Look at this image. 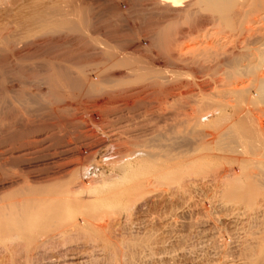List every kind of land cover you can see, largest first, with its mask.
I'll return each mask as SVG.
<instances>
[{
    "label": "rangeland",
    "instance_id": "obj_1",
    "mask_svg": "<svg viewBox=\"0 0 264 264\" xmlns=\"http://www.w3.org/2000/svg\"><path fill=\"white\" fill-rule=\"evenodd\" d=\"M156 1L0 0V264H264V255L256 254L264 237V142L246 138L239 129L253 131L243 123L249 109L255 129L264 132V113L259 117L261 107L246 106L229 94L236 84L251 85L253 76H230L235 69L230 47L227 56L220 55L222 67L210 56L198 57L199 62L191 54L181 57L180 48L201 43L216 21L194 8V0H184L190 14L168 22ZM249 1L239 2L246 3L241 14L252 10ZM260 12L250 21L261 18ZM64 18L73 22L64 24ZM70 27L80 29L76 33ZM252 28L256 31L241 39L234 33L231 48H257L262 31ZM99 41L120 54L131 53V61L113 67L108 59V64ZM245 53L246 61L256 58ZM149 61L157 64L156 71ZM82 73L107 87L89 93L76 84ZM178 85L189 87L182 90L188 94L173 100ZM212 100L224 105L221 117L207 110ZM184 110L193 119L182 115ZM207 114L208 120H198ZM199 131L216 142L198 146ZM87 180L99 183V201L65 193ZM103 183L112 185L111 191ZM24 204L29 211L72 215L66 222L42 223L35 239L28 240L6 226L16 224L18 205ZM87 224L97 228L88 230ZM255 256L262 260L254 261Z\"/></svg>",
    "mask_w": 264,
    "mask_h": 264
},
{
    "label": "bare ground",
    "instance_id": "obj_2",
    "mask_svg": "<svg viewBox=\"0 0 264 264\" xmlns=\"http://www.w3.org/2000/svg\"><path fill=\"white\" fill-rule=\"evenodd\" d=\"M156 1V0H155ZM188 1V3H189V0H187ZM247 1V0H246ZM22 2V1H21ZM157 2V1H156ZM239 2H241V0H194V4L193 5H195L194 6V8H196L197 6L198 7H200V8H202V10L204 11V13L205 12H207L208 14H210L212 17H210V15H207V16H209L210 17V20H211V18H213V22H214V19H215V21H216V24H214L215 26H214V28H212L213 30H212V33H206L207 34V36H203V39L204 40H202V42L201 43H196V44H194V45H192V46H186L185 48L183 47H181L180 49L182 50V53H179V55L181 56V57H184V56H186V55H190L191 54V56L193 55V57L195 58V59H197L198 57H203L202 59H204L205 57H206V59L208 60V59H211L212 57L213 58H215V59H213L214 60V64H216L215 66H218V67H222V65L224 64V61H221V59H220V55H223V56H227V52H229L228 50L230 49L231 50V54H229L230 55V60H229V62H230V64H232V66L234 67L235 66V69L232 71V72H230V76L232 77V78H234V77H239V76H253V80H252V83H250L251 85H249V83H246V85H244V84H241V83H243V82H241L240 84H236V86H235V88L234 89H231L232 91H229L230 93V96H231V94H232V96H239L238 97V99H240L241 100V102L243 101V102H245V103H243V104H246V103H248V104H246V106L247 105H249V104H251V105H254V107L255 106H259V107H261V108H259V111H258V115H259V117H260V114L259 113H264V73H263V75H261V68L263 69L264 68V4H263V2H264V0H252V3H251V7H252V10H250V11H243L242 13L243 14H241V11H240V5H241V3L239 4ZM249 2H251V0L249 1ZM128 3V2H127ZM184 3H186V1H184V0H159V2L158 3H156V5H155V7L157 8V10L159 9V11L161 12V13H163L164 14V19H169V20H167L168 22L170 21V19L172 20V18L176 15H179V14H181L180 16H182L183 14L182 13H185V14H190V12L187 10V7H189V8H192V7H190V6H188V4H186L187 5V7H185V5H184ZM191 3V2H190ZM193 3V2H192ZM244 3V2H243ZM192 5V6H193ZM115 6V5H114ZM153 6V5H152ZM151 6V7H152ZM242 6V9L244 8H246L245 6H246V3H245V6L242 4L241 5ZM35 7V6H34ZM129 7V6H128ZM247 7H249V5H247ZM41 8V7H40ZM115 8H118L119 9V11H120V7H119V5L117 6L116 5V7ZM154 8V7H153ZM194 8L192 9V10H194ZM200 8H196V9H200ZM250 8V7H249ZM248 8V9H249ZM63 9V8H62ZM202 10H198V11H202ZM60 11V10H59ZM63 11V10H62ZM61 11V12H62ZM154 11H156V10H154ZM202 11V12H203ZM260 11H262V13L260 12ZM88 12V11H87ZM259 12L261 13L260 15L262 16H259V17H261V18H259L258 20H252V21H250V19H249V17L251 16V14L252 13H254V15L253 16H255V14L257 15V13L259 14ZM115 13V12H114ZM51 14V13H50ZM68 14L69 13H67L66 15H65V17L67 16L68 17ZM160 15V14H159ZM77 16V15H76ZM79 16H80V14L78 15V19H79ZM161 16V15H160ZM163 16V15H162ZM258 16V15H257ZM43 17V16H42ZM71 17V16H70ZM81 17V16H80ZM82 18V17H81ZM240 19V21H239V23H237V21H235V19ZM255 18V17H254ZM41 19H43V18H41ZM64 19H66V18H64ZM63 19V20H64ZM71 19V18H70ZM236 19V20H237ZM74 20V19H73ZM174 20H175V17H174ZM65 21V23L64 24H67V23H71V22H73L72 20H64ZM63 21V22H64ZM89 21V20H88ZM166 21V22H167ZM177 21V20H176ZM78 22H80L81 23V21L79 20ZM171 22V21H170ZM172 22H174V21H172ZM184 22V21H183ZM24 23V22H23ZM76 23V22H75ZM215 23V22H214ZM77 24V23H76ZM172 24V23H171ZM212 24V23H211ZM75 25V24H74ZM80 25H82L83 26V24L81 23ZM79 25V26H80ZM180 25V24H179ZM213 25V24H212ZM253 25L255 26L256 25V27L260 30V31H262V35L260 34V38H261V41H258V42H261L260 43V45L257 47V48H255V49H253V50H251V49H249L247 46H245V47H240V49H238V45L237 46H234V48L232 49L231 47H232V45H231V39H233L234 37H235V34L234 33H237L238 32V34L239 35H237L235 38H239V39H241V37L240 36H245V34L246 33H254L255 31H256V29H254V28H252L253 27ZM67 25H65V27H66ZM78 26V25H77ZM81 26V27H82ZM25 27V26H24ZM57 27V26H56ZM63 27V26H62ZM43 28H44V26H43ZM74 28V27H73ZM185 28V27H184ZM48 29V28H47ZM62 29V28H61ZM69 29V31H71V32H78L77 30L78 29H80V28H74V29H72V27H70V28H68ZM68 29H67V31H68ZM77 29V30H76ZM211 29V28H210ZM254 29V30H253ZM40 30V29H39ZM66 30V29H65ZM83 30V29H82ZM96 30V29H95ZM225 30H227V32L225 31ZM258 30V31H259ZM160 31V30H159ZM224 31L226 32V33H224ZM228 31H230V33L231 32H233L232 34H234V36L231 34V37H228V35H227V37L226 36H224V34L226 35V34H230V33H228ZM87 32H88V30H87ZM98 32H100L99 30H98ZM102 32V31H101ZM100 32V33H101ZM206 32V31H205ZM43 33V32H42ZM66 33V32H65ZM69 33V32H68ZM75 33V34H76ZM94 33V32H93ZM99 33V34H100ZM166 33V32H165ZM196 33V32H195ZM258 33H260V32H258ZM73 34V33H72ZM96 34V33H95ZM205 34V33H204ZM248 34H246V35H248ZM8 35V34H7ZM170 35V34H169ZM190 35V34H189ZM104 35H102L101 37H103ZM160 36V35H159ZM192 36V35H191ZM230 36V35H229ZM250 36V35H249ZM186 37V36H185ZM254 37V36H253ZM252 37V38H253ZM161 38V37H160ZM159 38V39H160ZM200 38V37H199ZM234 38V39H235ZM259 38V39H260ZM32 39V38H31ZM36 39V38H35ZM98 39L100 40V37L98 36V38H97V41H98ZM104 39V38H103ZM106 39H108V38H106ZM162 39H165L164 37L162 38ZM184 39V38H183ZM191 39V38H190ZM198 39V38H197ZM18 40V39H17ZM79 40V39H78ZM145 40V39H144ZM168 40V39H167ZM172 40V39H171ZM170 40V41H171ZM188 40V39H187ZM7 41V40H6ZM21 41H22V39H21ZM106 41V40H105ZM197 41V40H196ZM235 41V40H234ZM66 42V41H65ZM100 42V44L101 43H103V41L101 42V41H99ZM178 42V41H177ZM186 42V41H185ZM235 42H237V41H235ZM96 43V42H95ZM161 43V42H160ZM175 43V42H174ZM182 43V42H181ZM191 43V42H190ZM238 43V42H237ZM110 44V43H109ZM139 44V43H138ZM156 44V43H155ZM230 44V45H229ZM234 44V43H233ZM256 44H258V43H256ZM105 43H103V46H104V48L103 49H105L104 51H106L104 54H106V55H108L109 57H107L106 55H105V57H107V60L109 61L108 62V64L109 63H111L112 64V66L114 65H116L115 67H118L119 65H121V64H125L126 62H129V61H131L130 59H127V58H129L128 56L131 54H129V55H126V54H124L123 55V53L122 54H120V52L118 53L115 49H113V48H111V47H109L110 45H106V48H105ZM161 45V44H160ZM175 45V44H174ZM180 45V44H179ZM245 45V44H244ZM97 46H100V45H97ZM112 46H113V44H112ZM155 46V45H154ZM180 47V46H179ZM229 48L228 50H226V48ZM13 48V47H12ZM32 48V47H31ZM97 48V47H96ZM102 49L100 48V51H101ZM116 52H115V51ZM121 50V49H120ZM129 50H131V49H129ZM152 50V49H151ZM168 50H169V48H168ZM186 50V51H185ZM233 50V51H232ZM243 50H245L247 53H245V57H253V56H255L256 58L253 60V61H250V60H244V56H242V55H244V54H241L242 53V51ZM13 51V50H12ZM123 51V50H122ZM138 51V50H137ZM170 51V50H169ZM10 52V51H9ZM22 52V51H21ZM132 52V51H131ZM148 52V51H147ZM150 52V51H149ZM168 52V51H167ZM181 52V51H180ZM183 52H185V53H183ZM125 53V52H124ZM135 53H136V51H135ZM140 53V52H139ZM174 53H175V51H174ZM230 53V52H229ZM102 54V53H101ZM171 54V53H170ZM137 55V54H136ZM143 55V54H142ZM156 55V54H155ZM169 55V54H168ZM172 55H173V53H172ZM242 57H241V56ZM104 56V55H103ZM127 56V57H126ZM133 56H134V54H133ZM137 56H139V55H137ZM197 56V57H196ZM211 57V58H208V57ZM136 57V56H135ZM147 57V56H146ZM159 57V56H158ZM169 57V56H168ZM130 58H133L132 59V61L133 60H135L136 58H134V57H130ZM140 58V57H139ZM143 58H145V57H143ZM143 58H141V59H143ZM177 59H178V57H176ZM190 58V57H189ZM201 58H198L199 60H195V61H197V62H199L200 60H201ZM243 58V59H242ZM171 59V58H170ZM181 59V58H180ZM191 59V58H190ZM189 59V60H190ZM49 60V59H48ZM65 60V59H64ZM69 60V61H68ZM68 60L66 59V61L67 62H70V60L72 61V59H69L68 58ZM137 60H138V57H137ZM183 61H184V59H182ZM182 60H181V62H182ZM205 60V59H204ZM203 60V61H204ZM252 60V59H251ZM65 61V62H66ZM192 61V60H191ZM194 61V60H193ZM244 61H246V62H248L246 65H242L243 63H244ZM42 62V61H41ZM66 62V64H68ZM150 62V61H149ZM148 62V63H149ZM196 62V63H197ZM5 63V62H4ZM17 63V62H16ZM22 63V62H21ZM96 63V62H95ZM97 63H98V61H97ZM105 63V62H104ZM151 63V62H150ZM153 63V64H152ZM151 64H150V67L153 69L154 67L156 68V66H157V64L155 63V66H154V61L152 62ZM175 63V62H174ZM185 63H187V62H185ZM195 63V64H196ZM51 64V63H50ZM60 64H63V62L62 63H60ZM65 64V63H64ZM63 64V65H64ZM65 64V65H66ZM71 64H75V63H71L70 62V65ZM129 64V63H128ZM127 64V65H128ZM188 64V63H187ZM194 64V65H195ZM200 64V63H199ZM202 65H203V63H201ZM72 65V66H73ZM79 65V64H78ZM98 65V64H97ZM106 65V64H105ZM174 65V64H173ZM179 65V64H178ZM181 65V64H180ZM201 65V66H202ZM69 66V65H68ZM77 66V65H76ZM81 66V65H80ZM103 66V65H102ZM108 66V65H107ZM113 66V67H114ZM148 66H149V64H148ZM192 66V65H191ZM214 66V67H215ZM52 67H53V65H52ZM64 67V66H63ZM70 67V66H69ZM104 67V66H103ZM112 67V68H113ZM148 68L147 69V71H149L151 68ZM183 67V66H182ZM236 67H238V68H236ZM64 68H66V67H64ZM68 68V67H67ZM66 68V69H67ZM106 68V67H105ZM109 68H110V66H109ZM178 68V67H177ZM188 68V67H187ZM197 68H198V66H197ZM201 68V67H200ZM69 69V68H68ZM82 69V68H81ZM222 69V68H221ZM129 70H131V69H129ZM134 70V69H133ZM154 70V69H153ZM159 70V69H158ZM203 70V69H202ZM52 71V70H51ZM104 71L107 73V71H106V69H104ZM154 71H156V70H154ZM263 71V70H262ZM83 72V71H82ZM101 72V71H100ZM104 72V73H105ZM117 72V71H116ZM137 71H135L134 73H136ZM163 72V71H162ZM177 72V71H176ZM261 72V73H260ZM99 73V72H98ZM109 73V72H108ZM110 73H111V71H110ZM131 73V72H130ZM132 73H133V71H132ZM133 73V74H134ZM218 73V72H217ZM132 74V75H133ZM138 74V73H137ZM151 74H152V70H151ZM155 74H157V73H155ZM178 74V73H177ZM206 74V73H205ZM103 75V74H102ZM135 75V74H134ZM78 76H79V78L77 77V83L76 84H78L80 87H82L83 89L85 88L86 90H88V92L90 93H92V92H97L98 90H99V88L100 87H103L104 85H106V84H104V82L102 81V82H100L101 81V79L100 80H97V82H95V81H93V80H89V79H87L84 75H83V73H82V75H79L78 74ZM123 76V75H122ZM130 76V75H129ZM171 76V75H170ZM173 76V75H172ZM217 76V75H216ZM111 77V76H110ZM109 77V78H110ZM114 78H116L115 77V75L113 76ZM118 77V76H117ZM134 77V76H133ZM140 77V76H139ZM139 77H137V78H139ZM147 77V76H146ZM149 77V76H148ZM162 77V76H161ZM166 77V76H165ZM125 78V77H124ZM128 78V77H127ZM127 78H125V79H127ZM136 78V79H137ZM163 78H164V76H163ZM162 78V79H163ZM176 78V77H175ZM192 78H193V76H192ZM97 79H98V77H97ZM110 79H112V77L110 78ZM110 79H107V80H110ZM135 79V78H134ZM141 79V78H140ZM161 79V82L163 81V82H167V77H166V80L164 81V80H162ZM169 79H171V77L169 78ZM178 79V78H177ZM50 80V79H49ZM95 80V79H94ZM104 80H105V78H104ZM144 80V79H143ZM154 80V79H153ZM155 80H157V79H155ZM154 80V81H155ZM158 80H159V78H158ZM179 80V79H178ZM76 81V80H75ZM119 81V80H118ZM171 81H173L172 83H174V80L172 79ZM180 81V80H179ZM108 82V81H107ZM111 82H112V80H111ZM155 82H157V81H155ZM155 82H153V83H155ZM160 82V81H159ZM158 82V83H159ZM166 82H165V87L168 85H166ZM175 82H177V80L175 81ZM183 82V81H182ZM194 82V81H193ZM239 82V81H238ZM119 83V82H118ZM178 83V82H177ZM180 83V82H179ZM178 83V84H179ZM188 83V82H187ZM157 84V83H156ZM164 84V83H163ZM176 84V83H175ZM183 84V83H182ZM248 84V85H247ZM109 85V84H108ZM158 85H161V83H159ZM170 85H171V82H170ZM173 86H175L174 84H172ZM177 85V84H176ZM185 85V84H184ZM188 85V84H187ZM181 86V85H180ZM195 86V85H194ZM106 87H107V85H106ZM105 87V88H106ZM178 87H179V85H178ZM177 87V88H178ZM183 87H185V86H182V88ZM202 87V86H201ZM229 87V86H228ZM44 88V87H43ZM176 88V89H177ZM186 88H189V87H186ZM186 88H184V89H186ZM194 88V87H193ZM101 89V88H100ZM157 89V88H156ZM168 89V88H167ZM170 89L172 90V89H174V88H171L170 87ZM175 89V90H176ZM184 89H182V90H184ZM106 90V89H105ZM182 90H180V87H179V90L177 89V91L175 92V93H172L171 94V98L173 99V100H175V99H183V96H185V95H187L188 93H185L184 91H182ZM166 91V90H165ZM192 91V90H191ZM94 92V93H95ZM106 92V91H105ZM108 92V91H107ZM164 92V91H163ZM215 92V91H214ZM38 93V92H37ZM99 93V92H98ZM100 93H101V91H100ZM168 93H169V91H168ZM111 94V93H110ZM159 94V93H158ZM220 94V93H219ZM170 95V94H169ZM191 95V94H190ZM189 95V97H191ZM226 95V94H225ZM195 96V95H194ZM231 96V97H232ZM168 98H169V96H167ZM185 97H187V96H185ZM204 97V96H203ZM205 97H206V95H205ZM211 97V96H210ZM110 98V97H109ZM207 98V97H206ZM216 98H217V96H216ZM148 99V98H147ZM170 99V98H169ZM171 99V100H172ZM218 99V98H217ZM97 100V99H96ZM129 100V99H128ZM213 101V100H212ZM215 101V100H214ZM213 101V102H214ZM175 102H177V101H175ZM201 102V101H200ZM203 102H205L204 100H203ZM206 102H207V100H206ZM216 102V103H215ZM214 102V104L213 105H211V106H209V108H207V110H211L212 109V111H213V113L214 114H216V116H218V117H221L222 116V111H223V109H222V107H224V105L222 106V104H217V101H215ZM241 102H239V103H241ZM207 104H208V102H207ZM206 104V105H207ZM211 104V103H210ZM242 104V103H241ZM205 105V104H204ZM209 105V104H208ZM207 105V106H208ZM188 107V106H187ZM211 107V108H210ZM252 107V106H251ZM234 108V107H233ZM182 109V108H181ZM240 109V108H239ZM258 109V108H257ZM256 109V110H257ZM193 110V109H192ZM243 110H245V109H243ZM247 110V109H246ZM245 110V111H246ZM255 110V111H256ZM185 111V112H184ZM183 112H184V114H182V115H186L187 117H190L191 115H190V112H188V110L186 111V110H184ZM193 112V111H192ZM191 112V114H193ZM196 112H197V110H196ZM201 112V111H200ZM207 112V111H206ZM240 112V114H241V110L239 111ZM242 112H244V111H242ZM141 114V113H140ZM197 114H199V112L197 113ZM209 114V113H208ZM208 114H207V117H205L206 115H203L202 117L201 116H199L200 117V119H198L200 122H201V119L202 120H205V119H207L208 120ZM244 114V113H243ZM242 114V115H243ZM8 115V114H7ZM176 115H178V113H176ZM200 115H201V113H200ZM210 115V114H209ZM211 115H212V113H211ZM253 116V115H252ZM251 116V112L249 111V109L246 111V113L243 115V117H244V119L243 118H241V119H243V121L245 120V122H243L244 123V125L245 126H248V128L249 129H251V127H252V129H253V131H251V133H247L246 131H242L241 130V128L239 127L241 124H239V129H240V131L242 132V135H244V136H246V138L247 137H252L254 140H256L257 142H259L260 144L262 143V145H263V142H264V132H263V130H262V128L259 126L258 128H259V130H256L255 129V124H254V120H252V119H254V117H252ZM262 116V115H261ZM120 117V116H119ZM194 117V116H193ZM197 117V116H196ZM198 117V118H199ZM212 117H213V115H212ZM180 118V117H179ZM191 118V117H190ZM226 118V117H225ZM240 118V117H239ZM238 118V119H239ZM191 119H193V118H191ZM221 119V118H220ZM248 119H249V121H248ZM184 120H186V119H184ZM251 120V121H250ZM248 121V122H247ZM181 122V121H180ZM190 122V121H189ZM241 122V121H240ZM215 123V122H214ZM242 123V122H241ZM242 123V124H243ZM236 124V123H235ZM190 126V125H189ZM203 126V125H202ZM215 126V125H214ZM243 126V125H242ZM262 126V125H261ZM177 127V126H176ZM216 127V126H215ZM233 127V126H232ZM230 128V127H229ZM192 129V128H191ZM239 129L237 130L238 132H240L239 131ZM181 130V129H180ZM232 130V129H231ZM234 132H235V130H234ZM43 133V132H42ZM237 133V132H236ZM236 133H234V134H236ZM244 133V134H243ZM191 135V134H190ZM225 135V134H224ZM229 135V134H228ZM228 135H226V136H224V138H228L227 136ZM233 135V134H232ZM184 136V135H183ZM192 136V135H191ZM197 136H198V146H200V147H209V146H206V145H211L212 143H214V142H216L215 141V138L213 137V135H210V134H207V133H205L204 131H199V134H198V132H197ZM237 136H239V135H237ZM187 138V137H186ZM208 138V140H206ZM219 138H221V135H220V137ZM232 138L233 137H231V136H229V139H231V141L232 142H234L235 140H232ZM236 139V138H235ZM195 140V139H194ZM197 140V139H196ZM206 140V141H205ZM237 140V139H236ZM177 141V140H176ZM238 141V140H237ZM255 142V141H254ZM20 145V144H19ZM94 146V145H93ZM195 149V148H194ZM198 149V148H197ZM208 149V148H207ZM200 150V149H199ZM187 153V152H186ZM3 160V159H2ZM117 166V165H116ZM157 168V167H156ZM60 169V168H59ZM125 169V168H124ZM123 169V170H124ZM130 171V170H129ZM135 171H137V170H135ZM133 169H132V171H130V173L132 172L133 173V175L134 174H136V173H134L135 172ZM123 172V171H122ZM36 173V172H35ZM125 173V172H124ZM127 173V172H126ZM22 174V173H21ZM126 175H128V174H126ZM125 175V176H126ZM17 176V175H16ZM132 176V175H131ZM135 176V175H134ZM136 176H138V174H136ZM144 176V175H143ZM123 178H125V177H123ZM127 178V177H126ZM136 178H138V177H136ZM141 178V177H140ZM129 179H131V178H129ZM134 179V178H133ZM119 180V179H118ZM88 182H89V180H87ZM240 181V180H239ZM239 181H237L236 182V185L237 186H239V184L241 183V182H239ZM248 181V180H247ZM84 182V183H80V185L79 186H75V189H70V187H69V191L67 190V188H66V194H67V192H70L69 194H71V195H73V197H75L76 195H78L77 197H79V195L81 194H86V197L84 198V200L85 199H96V197H98V195L96 196L95 194H97L98 193V191L100 190V192H101V189H100V187H99V183L97 182H94V180L93 181H91V182ZM250 182H251V180H250ZM129 183V182H128ZM237 183H239V184H237ZM248 183V182H247ZM251 183H253V182H251ZM76 184V183H75ZM92 184V185H91ZM104 184V187L105 188H107V187H110V186H112V185H109V184H107V183H103ZM228 184V183H227ZM256 184V183H255ZM262 184V183H261ZM96 185H98V187L96 186ZM132 185V184H131ZM136 185H138L137 183H136ZM235 185V190H237L238 188H240V187H237ZM243 184L241 183V186H242ZM245 185H246V183H245ZM73 186V185H72ZM71 186V187H72ZM248 186V185H247ZM251 186V185H250ZM262 186V185H261ZM134 187V186H133ZM102 188H103V186H102ZM111 188L112 187H110V191H111ZM243 188V187H242ZM246 189H247V187H245ZM250 188V187H249ZM248 188V189H249ZM259 188V187H258ZM261 188V187H260ZM130 189V188H129ZM140 189V188H139ZM234 189V188H233ZM241 189V188H240ZM253 189V188H252ZM116 190V189H115ZM126 190V189H125ZM232 190V189H231ZM234 190V191H235ZM258 190V189H257ZM136 191H138V190H136ZM140 191V190H139ZM238 191V190H237ZM241 191V190H240ZM244 191H246V190H244ZM263 191V190H262ZM226 192H229V191H227L226 190ZM232 192V191H231ZM231 192H230V194H231ZM253 192H256V190L255 191H253ZM234 193H236V194H238L237 192H234ZM241 193H243V192H241ZM246 192H244V194H245ZM101 194V193H100ZM104 194V193H103ZM233 194V193H232ZM231 194V195H232ZM248 194V193H247ZM261 194V193H260ZM30 195V194H29ZM94 195H95V197H94ZM241 195V194H240ZM243 195V194H242ZM251 195V194H250ZM250 195H248V196H250ZM255 195V194H254ZM263 195H264V193H263ZM66 196V195H65ZM100 196V195H99ZM123 196V195H122ZM125 196V195H124ZM234 197H233V199L235 198V195H233ZM245 196V195H244ZM247 196V195H246ZM245 196V197H246ZM252 196H253V193H252ZM252 196H251V198H252ZM256 196V195H255ZM68 197V196H67ZM84 197V196H83ZM127 197V196H126ZM129 197V196H128ZM229 197V196H228ZM238 197H240L239 195H238ZM238 197H237V200H238ZM80 198H81V196H80ZM119 198V197H118ZM226 198V197H225ZM262 198V197H261ZM76 199V198H75ZM98 199V198H97ZM96 199V201H99V200H97ZM222 199H223V197H222ZM254 199V198H253ZM109 200V199H108ZM134 200V199H133ZM247 200V199H246ZM246 200H245V202H246ZM56 201V200H55ZM83 201V200H82ZM130 201V200H129ZM250 201H251V199H250ZM254 201V200H253ZM67 202V201H66ZM65 202V203H66ZM85 202V201H84ZM242 202V201H241ZM257 202V201H256ZM28 203V202H27ZM68 203V202H67ZM82 203V202H81ZM93 203V202H92ZM100 203V202H99ZM132 203V202H131ZM246 203H248V202H246ZM252 203V202H251ZM83 204V203H82ZM85 204V203H84ZM228 203H226V205H227ZM241 204V203H240ZM248 204H250V203H248ZM25 205V204H24ZM24 205H18V210L16 211V216H17V221H16V224L14 225V224H11L10 222H8V224H6V226L8 227V228H12V229H14L15 231H17V233H22V235H25V238H27L28 240H34L35 238V236H34V234L37 232V231H39L40 230V225L42 224V223H44V222H46L47 224H52V223H60V222H62V221H65V220H68L70 217H71V215L70 214H66V212L64 213V212H59V213H55V214H53V215H51L50 213H46V212H43L42 210H31V211H29L30 209L28 208L29 206H24ZM28 205V204H27ZM128 205V204H127ZM237 207V206H236ZM248 207V206H247ZM252 207V206H251ZM263 207V206H262ZM33 208V207H32ZM94 208V207H93ZM257 208V207H256ZM11 210V209H10ZM239 210V209H238ZM29 211V212H28ZM33 211V212H32ZM58 211V210H57ZM56 211V212H57ZM62 211V210H61ZM230 211V210H229ZM25 212H27V213H25ZM86 212V211H85ZM90 212V211H89ZM258 212H260V211H257L256 213H258ZM263 212V211H262ZM262 212H260V214L262 213ZM18 213H19V215H18ZM104 214V213H103ZM110 214V213H109ZM250 214V213H249ZM253 214V213H252ZM95 215V214H94ZM99 215H100V213H99ZM87 216H89V215H87ZM93 216V215H92ZM257 216V215H256ZM258 216H260V215H258ZM262 216H264V215H262ZM261 216V217H262ZM118 217V216H117ZM5 218V217H4ZM75 218V217H74ZM94 218H95V216H94ZM101 218V217H100ZM90 219H92V218H90ZM102 219V218H101ZM37 220H41V221H37ZM70 221V220H69ZM82 221H84V220H82ZM81 221V222H82ZM239 221V220H238ZM66 222V221H65ZM83 223V222H82ZM86 223H88V220H87V222ZM85 223V224H86ZM90 223V222H89ZM13 225L12 227H10L11 225ZM54 224H52V225H54ZM85 224H83V225H85ZM94 224V223H93ZM70 225V224H69ZM88 225V224H87ZM90 225V226H89ZM88 226V230H89V228H91V226L93 227V228H97V226L96 227H94L93 225H91V224H89ZM212 225V224H211ZM56 226V225H55ZM100 226V225H99ZM25 227H27V229H24ZM52 227V226H51ZM50 227V228H51ZM57 227V226H56ZM76 227V226H75ZM215 227V226H214ZM29 228V229H28ZM69 228V227H68ZM78 228V227H77ZM85 228V227H84ZM93 228H91V230H93ZM39 229V230H38ZM86 229V228H85ZM101 230H102V228H100ZM112 229V228H111ZM231 229V228H230ZM37 230V231H36ZM47 230V229H46ZM87 230V229H86ZM85 230V231H86ZM96 230V229H95ZM94 230V231H95ZM118 230V229H117ZM2 231V230H1ZM264 231V230H263ZM35 232V233H34ZM91 232V231H90ZM4 233V232H3ZM31 235V234H33L32 236H29V234ZM88 233V232H87ZM99 233H101L100 231L98 232V234ZM1 234V233H0ZM262 234V233H261ZM264 234V233H263ZM36 235V234H35ZM38 236V235H37ZM99 237V236H98ZM262 237V236H261ZM20 238V237H19ZM76 238V237H75ZM80 238V237H79ZM102 238V237H101ZM108 238V237H107ZM260 238V237H259ZM107 240H109V238L107 239ZM254 240V239H253ZM256 241H257V239H255ZM35 242V241H34ZM258 242L259 241H257V244H258ZM246 243V242H245ZM84 244V243H83ZM88 244V243H87ZM235 244V243H234ZM229 245V244H228ZM254 245V244H253ZM259 245H260V247L258 248L257 247V255L258 256H260L262 259H263V255H264V237L262 238V239H260V242H259ZM105 246H108V245H105ZM114 246V245H113ZM117 246V245H116ZM226 246V245H225ZM238 246V245H237ZM32 247V246H31ZM90 248V247H89ZM98 248V247H97ZM260 249V250H259ZM95 251V250H94ZM249 251V250H248ZM259 251H260V254H259ZM28 254V253H27ZM247 254V253H246ZM102 255V254H101ZM170 255V254H169ZM251 255V254H250ZM262 255V256H261ZM74 256H75V254H74ZM58 258V257H57ZM156 258V257H155ZM247 259H251V257H249V258H247ZM254 259H256V260H262V259H257L256 258V256L253 258V260ZM241 260V259H240ZM252 260V259H251ZM89 261V260H88ZM249 261V260H248ZM248 261L246 260V262L248 263ZM255 261V260H254ZM253 261V262H254ZM264 261V260H263ZM262 261V262H263ZM243 262V261H242ZM79 263V262H78ZM77 263V264H78ZM183 263V262H182ZM258 263H259V261H258ZM80 264V263H79ZM251 264V263H250ZM253 264V263H252ZM260 264H261V262H260ZM263 264V263H262Z\"/></svg>",
    "mask_w": 264,
    "mask_h": 264
}]
</instances>
